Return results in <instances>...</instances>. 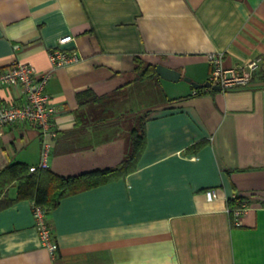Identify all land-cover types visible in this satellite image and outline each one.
Wrapping results in <instances>:
<instances>
[{"label": "crops", "instance_id": "1", "mask_svg": "<svg viewBox=\"0 0 264 264\" xmlns=\"http://www.w3.org/2000/svg\"><path fill=\"white\" fill-rule=\"evenodd\" d=\"M67 34L74 39L64 47L80 58L53 68L49 53ZM214 52L225 67L261 58L250 84L196 94L186 80L160 77L152 81L158 102L128 104L144 82L134 80L136 56L203 83ZM19 60L53 69L55 113L44 135L22 122L0 127V171L38 164L43 140L48 167L60 174L115 166L126 121L151 113L134 171L69 194L47 213L54 254L31 199L0 208V264H264V0H0V69ZM84 90L100 98L81 107ZM24 99L20 84L0 86L4 103ZM102 119L111 124H95ZM17 191L14 181L2 196ZM234 196L247 204L239 223L227 204Z\"/></svg>", "mask_w": 264, "mask_h": 264}, {"label": "built area", "instance_id": "2", "mask_svg": "<svg viewBox=\"0 0 264 264\" xmlns=\"http://www.w3.org/2000/svg\"><path fill=\"white\" fill-rule=\"evenodd\" d=\"M73 39L72 34L61 36L58 40L59 45L50 51L49 57L53 68L67 65L80 58L77 50H69L64 47ZM208 60L211 65L209 80L212 84H219L222 90L248 86L261 62V58H256L246 65L225 67L221 52L209 53ZM52 73L53 69L38 72L31 63L23 60L14 62L7 69H0V86L20 84L25 95V99L21 104H9L0 100V127L22 122L38 127L43 135L52 129V117L55 113V107L47 91ZM49 154L50 143L43 140L41 160L36 165H30V171L47 168ZM206 195L209 200L213 199L215 189H207ZM246 209L247 204L243 202L239 207L232 210L236 223H239L240 217ZM33 213L42 244L54 254L57 247L52 227L47 220L46 208L33 204Z\"/></svg>", "mask_w": 264, "mask_h": 264}, {"label": "trees", "instance_id": "3", "mask_svg": "<svg viewBox=\"0 0 264 264\" xmlns=\"http://www.w3.org/2000/svg\"><path fill=\"white\" fill-rule=\"evenodd\" d=\"M155 68V64L147 63L140 56H136L134 80H151L159 83L161 78ZM259 74L264 76V68L260 69ZM206 91H213V89L201 87L196 89V94ZM99 98L100 96L92 90H84L78 93V101L81 107ZM150 113L151 109L134 113L133 126L129 134V149L123 159L115 166L96 168L73 175H63L52 170L50 167L30 171V165L24 162H14L7 165L0 171V208H5L17 200L28 198L33 201V204L46 208L48 213L63 197L69 194L125 176L134 171L137 168L140 155L145 148V125ZM95 124L105 127L111 123L106 122V119H102L99 122L96 121ZM77 125H83L80 114ZM14 181L18 182L16 197L2 196L5 189ZM243 202L246 201L241 196H234L228 199L227 204L230 209L231 218L233 217L232 210L239 207ZM48 223L51 225L49 221ZM51 227L53 236L55 237L53 226L51 225Z\"/></svg>", "mask_w": 264, "mask_h": 264}, {"label": "rangeland", "instance_id": "4", "mask_svg": "<svg viewBox=\"0 0 264 264\" xmlns=\"http://www.w3.org/2000/svg\"><path fill=\"white\" fill-rule=\"evenodd\" d=\"M160 89H157L154 84H152L151 80L144 81L141 84L136 83L134 86V90L132 93V99H128V104H131L134 106V110L139 108L142 104H150V103H155L158 102V100L161 97ZM135 112V111H134ZM133 121H134V113L131 114L130 119H128L125 123V126L123 127V131L120 134V137H122L125 140V143L127 144L125 147V153L129 149V134H130V129L133 126ZM16 189V186H11L10 187V193L14 194Z\"/></svg>", "mask_w": 264, "mask_h": 264}, {"label": "water", "instance_id": "5", "mask_svg": "<svg viewBox=\"0 0 264 264\" xmlns=\"http://www.w3.org/2000/svg\"><path fill=\"white\" fill-rule=\"evenodd\" d=\"M155 69H156V72L160 75V77L166 80L176 82V81L183 79V80L190 82L196 89L201 88V87H206V88H211V89H220L219 84H212L210 80H206L203 83L196 82L189 76L183 75L181 71L174 69L172 67H169L168 65L164 63H157Z\"/></svg>", "mask_w": 264, "mask_h": 264}]
</instances>
